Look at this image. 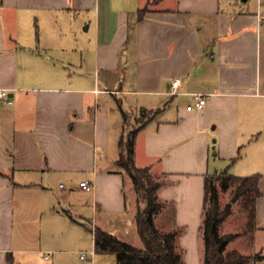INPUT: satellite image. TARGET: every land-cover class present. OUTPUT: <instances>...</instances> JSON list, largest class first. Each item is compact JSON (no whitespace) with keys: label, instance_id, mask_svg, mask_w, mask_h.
<instances>
[{"label":"crops","instance_id":"obj_1","mask_svg":"<svg viewBox=\"0 0 264 264\" xmlns=\"http://www.w3.org/2000/svg\"><path fill=\"white\" fill-rule=\"evenodd\" d=\"M0 90L11 99L0 101V264L43 252L57 227L142 244L138 197L117 160L127 123L145 112L135 165L160 183L155 223L178 231L182 264H204L205 179L224 170L262 176L254 251L236 239L228 250L264 257V2L0 0ZM194 93L206 103L188 110ZM61 179L68 191L52 196Z\"/></svg>","mask_w":264,"mask_h":264},{"label":"trees","instance_id":"obj_2","mask_svg":"<svg viewBox=\"0 0 264 264\" xmlns=\"http://www.w3.org/2000/svg\"><path fill=\"white\" fill-rule=\"evenodd\" d=\"M147 7L138 10L142 18ZM139 122V126L124 134L119 142L120 155L117 165L124 169L132 180L139 201L135 223L143 247H136L118 239L115 235L99 227L86 228L94 237L95 253H113L116 264H182V252L176 244L179 235L177 230L161 231L156 223V216L162 211L163 205L158 201L157 190L160 183L154 180L148 168L135 165V140L138 131L153 117ZM261 174L237 176L224 170L206 176L205 179V211L202 227L204 242V264H249L251 260L261 261L264 257L255 254L244 255L238 250H228L231 241L240 235L252 237L256 225V202L261 197ZM231 193L230 202L222 205L220 194ZM239 206V215H245V226L241 233L224 234L222 225L234 215L233 205Z\"/></svg>","mask_w":264,"mask_h":264},{"label":"rangeland","instance_id":"obj_3","mask_svg":"<svg viewBox=\"0 0 264 264\" xmlns=\"http://www.w3.org/2000/svg\"><path fill=\"white\" fill-rule=\"evenodd\" d=\"M92 31L93 27L91 28L90 32ZM86 33H89V31L86 30ZM151 115L152 113L145 112L143 114L141 113L135 120H130V124L129 122L127 123L125 135L127 136L130 131L137 128L141 120L147 117H151ZM215 152L216 151L214 149L212 154H214ZM246 152L247 149L242 148V159L240 160L239 165L248 160V157L245 156ZM234 171H237V169ZM68 189L69 188L66 182L61 179L60 181H57L56 184L51 186L49 192L50 194H52V196H55L65 193V191H68ZM74 192L76 193L71 196V201L73 202L80 199V196L77 195V190H75ZM220 200L222 205L230 202L231 193L229 191L223 194L221 193ZM138 206H144L143 202L139 201V199ZM233 208L234 215L231 219L229 218L228 221L222 225V233H225L226 230L233 233H241L243 227L245 226V215H239V206L237 204H234ZM59 210L62 211L61 208H59ZM19 229L20 228H18L15 233L20 237ZM127 239V241H129L128 243H130L131 245L137 246L139 244V246L142 247V244L139 241L137 235L134 237L130 235L127 237ZM35 241L36 240L33 241V245H35L34 247H37L38 249L39 241ZM41 247H43V252L34 254H18L16 258H14L15 263L17 262V264H19V262L23 261L22 264H116V258L113 253H95L93 237L90 231L83 225H77L76 227H73L71 231H67L61 227L55 228V232L47 234V236L44 238ZM231 247L240 249L243 253H253L254 251L252 248L253 246L251 237L249 236L240 235L236 238V240L233 241ZM229 248L227 246V249ZM81 254L85 257V259H80ZM45 255L49 256L48 259L44 258ZM252 263L254 264L256 263V261L252 260Z\"/></svg>","mask_w":264,"mask_h":264},{"label":"built area","instance_id":"obj_4","mask_svg":"<svg viewBox=\"0 0 264 264\" xmlns=\"http://www.w3.org/2000/svg\"><path fill=\"white\" fill-rule=\"evenodd\" d=\"M260 3H263L264 0H259ZM181 82L179 79L177 78H174L172 79V82H171V88H172V93L173 94H177L176 90L179 88ZM193 95V98H194V104L193 105H188L187 106V109L188 110H193V109H201L203 108V106L205 105L206 103V98L204 95L202 94H197V93H194L192 94ZM0 101H4V103H10L11 102V99L8 95V92L6 90H0ZM80 186L86 190V191H89L92 189V185L87 182V181H84V182H81L80 183ZM46 257H49V256H46ZM80 259H85V257L81 254L80 255Z\"/></svg>","mask_w":264,"mask_h":264}]
</instances>
